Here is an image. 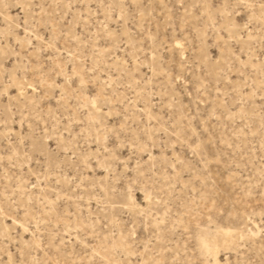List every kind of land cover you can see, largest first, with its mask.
Segmentation results:
<instances>
[{"label":"rangeland","instance_id":"rangeland-1","mask_svg":"<svg viewBox=\"0 0 264 264\" xmlns=\"http://www.w3.org/2000/svg\"><path fill=\"white\" fill-rule=\"evenodd\" d=\"M213 2L232 5L237 0H0V33L8 28L5 17L14 18L21 24L16 36L24 38L25 18L30 27L36 19L44 24L37 29L40 36L45 40L53 37L56 48L65 49L58 52L34 39L35 48L28 49L25 44V51H21L14 38L0 37V93L8 82L7 72L23 70L28 53L32 56L31 66L39 57L45 71L57 61L69 62V49L80 53L81 59L75 61L78 66H85L84 56L90 57L88 67L99 59L98 79L84 96L103 88L106 77H120L113 80L110 90H105L113 103L105 105L100 113L91 109L83 96L65 92L59 99V89H47V97L37 98L36 104L26 110L15 99L14 88H8L7 95L0 94V264H8L10 258L78 259L65 254L72 251L71 244L64 248L57 239L55 245L62 248L59 254L45 245L52 234L62 235L69 222L75 226L81 212L84 217L90 213L99 220L98 231L107 224L109 236L113 231L119 236L121 230L134 228L141 243L153 237L156 252L162 245L170 249L162 256L169 261L176 257L180 264L201 260L234 264V245L241 232L246 235L241 250L247 251L251 245L255 250L253 259H259L260 238L256 237L252 245L245 230L260 228L257 193L261 190L260 169L264 168V92L260 91L259 67L253 65L264 60V31L258 7L250 29L243 28L249 12L241 7L227 10L239 26L231 28V38L229 31H220L228 26L227 15L213 29L209 17L216 18L221 11L208 9ZM69 3L72 8L66 7ZM101 3L112 8L97 11ZM121 15L123 19L118 20ZM88 16L92 18L85 25ZM100 22L123 35L115 41L97 40L93 46ZM73 34L80 39L73 41ZM41 47L45 50L39 51ZM221 47H230L236 57L248 61V67H242L234 58L231 63L222 59L217 65ZM5 51L9 55H3ZM49 56L56 59L50 61ZM177 75L179 80L175 79ZM53 77L63 83V76L53 73ZM126 115L132 117L128 125L150 129L148 136H142L148 151L133 150L124 143L105 161L102 150L113 148L115 136L110 134L105 143L102 125L119 128ZM95 120L102 121V125ZM45 127L50 140L45 138ZM97 127H101L99 145ZM21 139L23 144H19ZM198 143L201 148L194 154L192 149ZM10 145L19 153L11 161L7 152ZM201 154H207L213 162L202 167ZM216 156L219 164L214 162ZM85 157H90L86 167ZM174 158L182 162L175 173L171 169ZM97 160L109 164V170L106 172ZM249 189L251 197L246 195ZM250 213H254L251 224ZM157 220L165 222L160 225L159 243L152 227ZM41 238L42 250L33 246ZM201 240L208 249L201 250ZM153 255L149 252L145 259Z\"/></svg>","mask_w":264,"mask_h":264},{"label":"snow or ice","instance_id":"snow-or-ice-1","mask_svg":"<svg viewBox=\"0 0 264 264\" xmlns=\"http://www.w3.org/2000/svg\"><path fill=\"white\" fill-rule=\"evenodd\" d=\"M41 7L42 5H29V7ZM4 7H9V5L5 4ZM18 7L23 8L24 5H18ZM67 8H72V4L69 3L66 5ZM112 8V5H104L103 3L98 5L97 11L101 8ZM123 7V6H122ZM209 10L217 9L221 10L220 15L216 18L209 17L211 21V27L215 29L217 25L222 24L225 16L227 15L228 19V26L223 27L220 29V31H229L230 38H231V28L233 27H239L231 20V12H228L227 10L231 7L233 10L236 7H241L244 9H247L249 12L248 15V21L243 25L244 29H250L252 21L254 19H257L255 16V10L258 7L260 10V14L258 17V20L261 24V30L264 31V0H259V4L256 3V0H237L235 4L230 5L229 3L225 2L223 4H216V3H209L207 5ZM91 11V10H89ZM106 18H110V15L108 13H105ZM92 17L88 16L84 19L85 25H87L88 20H90ZM118 20L123 19V15L117 17ZM5 21H8V28L7 31L4 33H0V37H7V38H14L15 42L17 44L21 45V51H25L24 45H27L28 49L35 48V45L33 44V40L40 41L42 44H46L48 48L55 49L58 52H65L64 48H56L53 37H49L47 40L44 39V37L40 36L39 31L37 29L42 28L44 24H42L39 20L34 19L32 22V26H29V22L27 18L24 20L23 29L25 33L24 38H19L16 36V30L21 27V24L15 20L14 18L5 17ZM46 23V22H45ZM77 26L79 25V20H76ZM67 25H65L66 27ZM69 32H71V28H69ZM62 35L67 36L68 32H62ZM120 35H123V33L119 32V30H113L110 31L108 29L107 24L104 22H100V29L95 33V38L93 40V46H95V42L100 39L104 40H118V37ZM207 35V26L205 27V36ZM249 39H252L251 35L248 37ZM73 41H77L80 39L79 36H76L73 34L72 36ZM239 39V37H238ZM67 42V41H66ZM122 42V41H121ZM85 44L88 43L87 40L84 41ZM227 45V42H226ZM261 45L262 49H264V36L261 37ZM118 46V45H117ZM178 48H181V44H177ZM45 49L41 47L39 51H44ZM107 51V49L105 50ZM18 58H20V53L15 52L14 53ZM67 56L69 57V62L61 63L57 61L52 68L45 71V66L41 63H39V57H37L35 61V66L32 67V56L31 53H28V59L25 61V67L23 70L20 69H13L11 71L7 72L8 82L4 84L2 87L4 88L3 93H0L2 95H7V89L8 88H14L16 90V97L15 99L19 103H23L24 110L28 108V106L36 104L37 98H46L47 97V89L56 90L59 89L61 92V96L59 99L64 98V93L69 92L72 95H78L83 96V99L85 101H88L89 106L91 109L95 110L96 113H100L101 109L105 105H110L113 103V99L109 97L106 94L105 90H110L113 87V80L114 79H120V77H112L108 76L106 77V80L103 83V88H100L98 90H95L94 95L90 96H84L83 94L86 92H91L92 90L89 88L90 84H95L96 80L98 79L96 73L101 71L99 67V59L94 61L93 66L88 67L87 61L90 59L88 56L83 57L84 65L83 67L78 66L75 61L80 60L81 56L79 52L74 53L72 50H67L66 52ZM264 55V51L261 53ZM3 55H9L7 51L3 52ZM234 58L236 62L242 65V67L247 68L248 67V61L240 60L239 57L235 56V53L231 51L230 47H221L220 49V55L217 56L216 64L219 65L221 63V60L231 63V59ZM48 60H55V57L49 56L47 57ZM155 59V57H153ZM19 62V60L17 61ZM69 63L71 64V70L69 72ZM253 67H259L260 75H261V83H260V91L264 92V60L260 61L259 65H253ZM231 69H229L230 71ZM53 73L55 76H63V83H57V81L53 77ZM29 74H31V79H29ZM243 75V72L240 73ZM176 80H179V75L176 76ZM19 81V82H17ZM138 84L139 81H136ZM75 85V87H73ZM219 90V89H217ZM254 95V93H253ZM10 101L13 98H9ZM262 100H264V95L261 97ZM103 100L104 103L101 104L100 101ZM131 103V101H129ZM135 106V105H133ZM262 111H264V104L261 105ZM143 111V109H141ZM23 115L24 112L22 111V119L21 124H23ZM107 115V114H105ZM91 118V115H90ZM132 117L125 116L124 122H122L119 126V128H113V129H107L106 126L102 125V121L95 120L94 122L97 125H102L104 128V141L107 143L109 141V136L114 135L115 140L113 141V148L109 149L108 147L103 148V153L105 154V161L109 159L110 154L115 153L116 149L122 147L124 143H127L130 148L133 150H141V151H148V144L145 140H142V136H148L150 133L149 128L140 129L138 127H132L127 124V121L131 119ZM152 117L149 116V119ZM69 121V124L72 122L71 117L67 118ZM68 130L70 133V129ZM48 129L45 127V138L51 139V137L47 136ZM97 144L100 143V132L101 127H97ZM208 129H205V132H207ZM71 134V133H70ZM172 135L176 136L178 135L176 132H173ZM208 143H212V140L209 139ZM223 143V141H221ZM19 144H23V139L19 141ZM232 145L229 144L228 147H231ZM262 147H264V142H262ZM201 148V144H196L195 148L192 149L193 153L196 154L198 150ZM7 152L9 153L8 159L9 161L12 160V156H18L19 153L16 149H13L10 145L7 148ZM99 155V152L97 153ZM149 155H151L149 153ZM207 154H201V160L200 164L203 167L204 165L211 164L213 160H209L206 158ZM27 158V154H25ZM112 158H115L114 156ZM3 157H0V160H2ZM90 159V157H85V167L87 166V161ZM214 162L219 164L220 160L218 156L214 157ZM178 162L173 159V163L171 164L172 172H176V167ZM97 164L99 166H103L105 168V171L107 172L110 168L109 164H101V161L97 160ZM14 166V165H13ZM23 166V165H22ZM126 166V165H125ZM153 167H155L153 165ZM207 171V168L204 169ZM31 171V170H30ZM141 176L144 175L143 172L139 173ZM199 179V177H197ZM27 183V181H25ZM56 183L58 184L59 181L57 180ZM33 188L36 187L35 184L32 185ZM258 187L261 189L257 195L259 196L258 205H259V216H260V228L259 231H256L252 228H247L245 231L247 233V237L251 239L252 245L255 244V238H260V244L258 249V255L259 259H253V255L255 254V250L252 248V246H249V249L247 251H242L241 249L244 246L246 235L245 232H241L239 235L238 241L234 245L236 252H237V259L234 261V264H264V168L260 169V181L258 184ZM248 197H251L252 191L249 189V191L246 193ZM83 199V196L80 197ZM150 202V198H149ZM29 203L31 204V200H29ZM159 203V200L157 201ZM27 215V213H25ZM66 215L71 216L72 213H66ZM141 215H145L143 211L141 212ZM254 215V213L249 214V220L248 223L251 224V217ZM59 223V222H58ZM114 223H118V221H114ZM165 222L163 220H157L156 223L152 226L153 227V233L156 237L157 243H159V233H160V225L164 224ZM99 224V220L93 219L91 217V214L89 213L88 217H84L83 212L80 213L79 217L77 218L76 225L65 226V230L62 235L59 234H52L50 236L49 244L45 245V247L53 248V250L59 254L62 251V248L55 245V241L59 239L60 246H64V248L67 247V245L71 244L73 245L71 252H66L65 254L68 256H75L78 257V259H49L45 261H41L39 259H32V260H25L21 259L20 261H13L11 258L8 261V264H180V262L177 260L176 257H173L171 261H169L167 258H164L162 256V253L169 252L170 249L164 248L161 245V251L156 252L155 247L153 246V237H149L147 240H144L142 243L138 239V234L135 232V229L129 230L128 232H124L123 230L120 231L119 236H117L116 231H113L111 235L105 231L107 228V224L103 225L100 230H97V225ZM31 226V225H29ZM145 227L147 228V222H145ZM25 231L28 229L25 228ZM35 231H38L37 229H34ZM104 232V235H101V232ZM67 237V239H65ZM43 243V239L41 238L40 243H36L33 246L37 249H40V244ZM78 250H77V247ZM208 249V244L201 240V250ZM29 249V254H30ZM210 251V250H209ZM152 252L154 253L153 256L149 257L148 259H145V256H148V253ZM21 255H24V250L21 249ZM132 257H137V259L133 260ZM184 264H192L191 261H185ZM196 264H213L212 260H208L207 262L201 260L197 261ZM218 264V262H216ZM225 264H229L228 261H225Z\"/></svg>","mask_w":264,"mask_h":264}]
</instances>
